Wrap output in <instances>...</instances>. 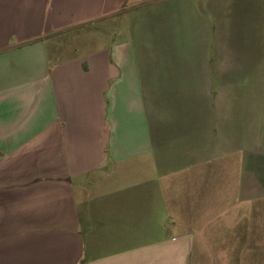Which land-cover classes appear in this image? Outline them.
Segmentation results:
<instances>
[{
  "label": "crops",
  "instance_id": "crops-1",
  "mask_svg": "<svg viewBox=\"0 0 264 264\" xmlns=\"http://www.w3.org/2000/svg\"><path fill=\"white\" fill-rule=\"evenodd\" d=\"M229 3L0 0V264H264V146L231 158L208 55L183 96Z\"/></svg>",
  "mask_w": 264,
  "mask_h": 264
},
{
  "label": "rangeland",
  "instance_id": "rangeland-1",
  "mask_svg": "<svg viewBox=\"0 0 264 264\" xmlns=\"http://www.w3.org/2000/svg\"><path fill=\"white\" fill-rule=\"evenodd\" d=\"M231 2L233 6L229 3V9L234 10V15L220 16L211 21V30L215 29L219 37L225 38L223 45L215 35L213 38L218 40L215 51L210 50L207 54L206 50H200L194 58L191 48L182 45L188 53L182 55V73L192 75L196 82L189 85L183 96L197 99L200 93L203 111L207 112L205 86L209 79L202 72L198 59L201 53L206 57L208 55L209 64L214 65L210 73V90L215 107L209 112L214 117V127L229 130L231 145L235 147L231 158L239 161L246 154L244 149L248 150L249 146L253 153L251 158L258 161L259 146H264V0ZM94 27L97 25L74 31L76 34L73 37L76 38L69 40L70 46L82 53L104 46L110 37L117 39L122 33L118 30L116 34L112 26L106 27V33ZM182 41L191 40L185 39L184 35ZM48 51L50 59L54 58L50 46ZM189 89L199 93H191ZM203 122L208 123L206 116Z\"/></svg>",
  "mask_w": 264,
  "mask_h": 264
}]
</instances>
